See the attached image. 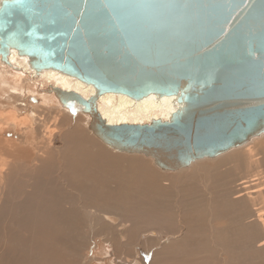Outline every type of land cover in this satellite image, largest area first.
Segmentation results:
<instances>
[{
	"label": "water",
	"instance_id": "95a60500",
	"mask_svg": "<svg viewBox=\"0 0 264 264\" xmlns=\"http://www.w3.org/2000/svg\"><path fill=\"white\" fill-rule=\"evenodd\" d=\"M15 50L36 74L93 89L48 86L88 117L110 149L177 172L264 134V0H0V61ZM172 98L167 120L109 123L103 94Z\"/></svg>",
	"mask_w": 264,
	"mask_h": 264
},
{
	"label": "rangeland",
	"instance_id": "374dc122",
	"mask_svg": "<svg viewBox=\"0 0 264 264\" xmlns=\"http://www.w3.org/2000/svg\"><path fill=\"white\" fill-rule=\"evenodd\" d=\"M2 105L0 101V128H5L4 117L7 115L6 112H10L12 109L3 108ZM18 111L21 112L19 109ZM50 111L47 110L46 112L41 110V113L43 112L42 116L44 112L48 113L46 114L47 116L44 115L41 118L42 121L30 120L29 122L25 120L27 115L24 118L22 116H15L14 119L10 120L14 126L8 127L9 130L2 133V141L0 142L1 156L11 157L12 159L10 161L13 163L32 162L34 155L28 147H25L24 150L26 151L22 149L8 151L14 149L15 139L17 138L15 130L21 128V131L25 130L27 134L29 133L28 137L30 140L36 141L37 138V141L42 146L45 145V149H43L45 156H47V162L44 170L36 169L37 166L33 165L24 167L23 169H18L12 165L9 167L8 189L11 193L16 189L22 191V203L20 204H25L29 199L32 200L31 206L33 205V208L30 206L27 209L25 207H19L20 205H13L9 196L4 197L2 200L3 207L0 209V252H2L0 255V264H60V259L64 264H114L113 261L117 257L130 258L134 262L131 264H264V246L257 248L259 243L264 242V228H261L256 223L245 224L238 221L236 210L231 213V216H236V221L234 219L228 221L220 219L212 224H208L204 220L199 219L201 215L205 214V200L199 201L198 205H200V209L196 210L195 206H192V201L185 200L182 202L183 198L181 196H179L180 200L178 202L182 203H179V206H176L174 201L176 196L169 197L173 206L168 213H162V215L166 216L165 219L159 220L147 210H143L141 216L136 217V224H134L133 230L124 235L123 241L127 242V248L121 246L122 240L117 234V245L115 247L110 243H106L109 236L107 228L101 225L98 227L95 226L96 217L100 216L99 209L102 208L99 200L102 202L106 201L104 197L97 198L93 196V193L99 190L105 197L113 192L120 194V190H112L113 185L109 177L110 164L104 161L109 160L110 156L108 155L109 159L108 157L103 159L97 157L95 154L93 155L89 151H85L83 154L84 168H78V159L74 157V152L79 153V148L81 149L83 142L98 153H103L104 151L94 138L88 134V131L83 128L82 117H79L77 114L71 117L60 115L63 117V119L61 118L62 120L60 119V124L62 125L60 129H56L60 124L48 120L49 118L47 119V117L51 116L52 112L54 113L56 111ZM15 112V115H18V112ZM75 124L78 125V128H76V132H73L71 129L76 127ZM81 129L82 131H80ZM73 134H77L75 139V135ZM47 141L49 144H47ZM66 142H68L67 146ZM251 143L249 142L247 145L251 146ZM252 145L255 153H259L256 157L255 164L259 165L262 171H264V134L258 142ZM72 146L75 148L73 149ZM99 148L101 149L99 150ZM247 149L246 147L236 150L234 153L231 152L232 154L229 153L237 158H230V160L225 162L228 164H222L223 167L219 170V172L225 171V174L231 177V181L235 185L239 184L243 177H249L247 176L248 173H246V167H249V164L244 161L246 159L244 153ZM65 152L66 158L68 159L67 163H63L61 160L62 153L64 154ZM133 157L136 159L127 160L128 163L124 161L126 159L119 161L121 158H113L115 164L122 166L117 172L123 169L126 170V175L119 174L118 176L120 178L131 177L137 186L134 197L119 196L115 197L114 200L122 199V202L131 201L139 195H148L151 192L147 185L140 183V180L141 178L146 179L148 176L156 179L154 169L157 168L154 167L153 161L150 158L142 155H133ZM204 160L209 161L210 159ZM135 162L139 164L136 165ZM231 162L235 164V167L230 166ZM94 163L98 164L100 170L105 171V174L99 180L93 179L92 168ZM132 164L134 167H132ZM239 165L241 166L239 167ZM90 168L92 170L91 174L88 171ZM134 169H143L144 174H138ZM206 172L209 173L211 171ZM211 173L212 175L209 174L211 177V189L221 192L219 178L213 172ZM79 175L82 179L81 182L85 180L87 186L81 185V182L80 184L77 183L78 181H71L73 176L78 177ZM197 175L198 173H196L193 182L192 180L188 181L189 178L183 176L186 184H194ZM47 196L54 197L57 204L49 207L48 210H39L40 212L37 214L32 213L31 210L34 209V205L36 204L34 202L37 200H43L45 202ZM7 198L12 204V211L4 202ZM248 202L251 207L261 206L255 199ZM116 203L114 204L115 208L123 209L122 213L124 217L130 218L131 210L128 209L130 207L127 204L117 206ZM144 204L147 206V201ZM180 208L182 212H179ZM86 213L93 219V224H90L88 220L84 219L83 215ZM45 215L47 220L44 217ZM61 216L68 217L72 224H51V222L58 221ZM155 220L160 222H155ZM230 222L239 224H231ZM241 227L244 228L246 236L241 233ZM56 228L62 231V235L55 236V238H50L49 240V237ZM148 228L157 229L161 234L156 240L141 243L139 233ZM64 237L69 238L71 242L73 257L67 253L68 245ZM55 240H63L65 243L66 251L63 254H58L49 248V242L54 243ZM138 246L139 249L137 248Z\"/></svg>",
	"mask_w": 264,
	"mask_h": 264
},
{
	"label": "bare ground",
	"instance_id": "6f19581e",
	"mask_svg": "<svg viewBox=\"0 0 264 264\" xmlns=\"http://www.w3.org/2000/svg\"><path fill=\"white\" fill-rule=\"evenodd\" d=\"M9 61L11 65H6L0 61V101H1V104H3L2 105L3 108L12 109L10 110V112H6L7 115H5L4 117L5 119L4 122L6 124V127L0 128V142L2 141V133H4L6 130H9L8 127L10 128V126H14L10 120L14 119L15 116L17 117L22 116V118H24L27 115V118L25 120L29 122L30 120L31 121H42L41 118L44 115L47 116L46 114H48L46 113L47 110L56 111L54 113L52 112L51 116L47 117V119L49 118L48 120H51L57 124H60V121L63 119V117H61L60 115H67L71 117L72 115L77 114L79 117L83 118L82 126L84 129L87 130L88 117L81 113L73 112L71 110L62 108L60 104L58 103L57 99L54 97V95L51 92L48 93L46 91V88L48 86H55L63 90H69V91L73 90V91L80 93L84 97L88 98L91 94H93V89L91 87L86 86L82 84L81 82H79L78 80H75L63 74H60L54 70H44V71H41L39 74H36L30 67H28V65L26 64L23 58L18 57L15 50L10 51ZM18 109L21 112H19ZM98 109L100 113L102 114V116L109 123H112V124L113 123L114 124H119V123L141 124V123L149 122L150 119L152 118H160L162 120H167L170 113L174 110V108L172 107V98L158 99L155 96H149L141 101H133L126 96H123L120 94L116 95V94H111V93L103 94L102 96L99 97ZM41 110L46 111L44 112L43 116H42L43 112L41 113ZM15 111L18 112V115H15L16 113ZM22 111L23 113L24 112L26 113L23 114ZM48 125L50 124L48 123ZM61 125L62 124L58 125L59 127L57 126L56 129L57 128L60 129ZM77 126L78 125H76L75 128L71 129L73 127L72 126L70 129L73 130V132H76V128H78ZM20 129L15 130L17 134V138L15 139L16 143L14 144V149H10L8 151L10 152L16 151L17 149H22L23 151H26L24 149L25 147H28L32 150L34 158L32 157L33 160L31 163H25V162L13 163L10 161L12 159L11 157L7 158L5 156L0 155V205H1L0 209L3 207L2 200L6 196H9L13 205H20L19 207H25L28 209L32 203V200L28 199L25 202V204L24 203L20 204L22 203V200H21L22 191L16 189L13 193H11V191L8 189V182H9L8 173H9L10 165L18 169H23L24 167H29L33 165V166H37L36 169H40V170H44L46 166L47 156H45V152H44L45 145L42 146L41 143L37 141L38 140L37 138H36V141L30 140L28 137L29 133L27 134V131L25 130L21 131ZM31 129L33 128L31 127ZM36 129H39V128H36ZM26 130L28 129L26 128ZM80 131H82V129ZM67 134H71V133H67ZM88 134L92 138H94V140L100 145V147L103 149L104 152L102 151L103 153H98L96 150L94 151L93 148L92 149L89 148L83 141H81L83 142V146L81 147V149L79 148V153L74 152L75 153L74 157L78 159V168L80 169L84 168L83 154L85 151H89L93 155L95 154L97 157H100L103 159H105L109 155L110 159L108 157L109 160H104V161L110 164L109 177H110L111 184L113 185L112 190L113 191L120 190V194L113 192L106 197L99 190L93 193V196L97 198L104 197L106 201V202H102L99 200V204H101L102 208L99 209L100 216L96 217L95 226L98 227L99 225H101L107 228V233L109 234V236H108L106 243L112 244L113 247L117 245L116 243V234H117L122 240L121 246L123 248H127V242L123 241L124 235L128 233L129 231L133 230L134 224H136L135 219L137 216H141V213L143 212V210H147L150 214H152L155 218L159 220L165 219L166 216L162 215V213H168L171 210V207L173 206V204L169 200V197H173V196L174 197L176 196V199L174 200L176 206H179V203H182L185 200H188V201H192V206H195L196 210L200 209V205H198L199 201L205 200V205H204L205 214L201 215L199 219L204 220L208 224H212L216 220H220V219H223L225 221L234 219L236 221V216H231V213H233L236 210L238 221H241L245 224H255L256 223L261 228H264V171H262V168L259 165L255 164V161L257 159L256 157L259 155V153H255L254 147L252 145L255 142H258V140H260L262 136L259 138L253 139L251 141L252 143L250 144L251 146L245 145L244 147L233 149L229 151L228 153H226V156L225 154H223L213 160H209V161L201 160V161L192 163L189 166V168H186V169H183L177 172H167V171H161L159 169H154V174L156 176V179L152 178L151 176H148L146 179L141 178L140 180L141 184L147 185L149 187V189L151 190L150 194L139 195L131 201L122 202L121 201L122 199L114 200V198L119 197V196L134 197L135 191L137 190V186H136L135 181L131 177L128 176V177L120 178L118 176L119 174L126 175V170L123 169L122 171L117 172L118 169L122 166L115 164L114 162L115 160H113V158L114 159L121 158V160L119 161H123L122 159H126L124 160L125 162L127 160H134L136 158H134L133 155L116 152L110 149L109 147L105 146L104 144H102L89 131H88ZM73 135H75L74 137L75 139L77 134H73ZM78 137H77V140H78ZM44 139L49 140L47 138H44ZM63 142L65 143L64 140ZM67 143L68 142H66V146H67ZM47 144H49L48 141H47ZM78 144L76 145L78 146ZM246 147L248 149L244 153L246 157L244 161L247 162V164H249L248 165L249 167H246L247 164L245 165L247 169L246 173H248L247 176L249 177H243L242 181H240L239 184L235 185L233 184L234 182L231 181V177L225 174V171L219 172V170L220 168L223 167L222 164H224L227 160H230V158L232 159L236 157V156H232L231 152L234 153V151L242 149V148H246ZM74 148L75 147H73V149ZM101 148H99V150ZM218 158L220 159L217 160ZM61 160L63 161V163L68 162V159L66 158V152L64 154L62 153ZM214 160H217V161H214ZM233 162L235 163V161ZM135 164L138 165L139 163L137 164L135 162ZM225 164H228V163H225ZM234 165L235 164H233L232 162L230 163V166H234ZM240 166L241 165H239V167ZM132 167H134L133 164H132ZM92 169H93V173H92L93 179L95 180H99L105 174V171L100 170V167L98 166L97 163L93 164ZM130 169H133V168H130ZM88 171L91 174L92 172L91 168ZM206 171L213 172L219 178L220 183H221V192H217L211 189L210 175H212V173L211 172L208 173ZM136 172L141 175L144 174L143 169L136 170ZM196 173H198V175H197V178L194 184L192 183L186 184L184 177L189 178L188 181L192 180L193 182L195 179ZM81 180L82 179L80 175L78 177L73 176L71 179V181H78L77 183L79 184ZM85 182L86 181L83 180L81 182V185L87 186V182L86 183ZM179 196L183 198L182 202H178V200H180ZM253 199H255V201L258 202V204H260L261 206L251 207L248 201H251ZM146 201H147V206H145L144 204V202ZM4 202L6 206H8L10 210L12 211V204L10 200L7 198ZM34 203H36L34 205V209L31 210V212L34 214H37L38 212L42 210H48L49 207H53L57 204V202L54 200V197L52 196H47L45 202L43 200H37ZM64 203L66 204V206L69 207V205L66 202ZM115 203L117 206L127 204L130 207L128 209L131 210V217L125 218L122 213L123 209L115 208L114 206ZM179 212H182L181 208L179 209ZM44 217L46 218V215ZM83 217L84 219L88 220L90 224H93V219L91 218L89 214L86 213L83 215ZM155 222H160V221L155 220ZM230 223L239 224L235 222H230ZM51 224H72V222L68 217L61 216V218H59L58 221H55L53 223L51 222ZM240 231L244 236H246V233L243 227L240 228ZM160 234H161L160 231H158L157 229L155 230L152 228H148V229L141 231L139 233V237L141 239V243L150 242L151 240H156ZM61 235H62V231L56 228L53 231L52 235L49 237V240L50 238H55V236L57 237ZM64 240H66V244L68 245L67 253L71 257H73L74 254L71 250V242L69 241V238L64 237ZM49 246H50L49 248H51L54 252L58 254H63L64 251H66V245L63 242V240H55L54 243L49 242ZM262 246H264V242L259 243L257 248L262 247ZM137 248L139 249V246ZM1 254L2 252H0V255ZM113 262L114 264L134 263L130 258H127V257H123V258L117 257L114 259ZM60 264H64L61 259H60Z\"/></svg>",
	"mask_w": 264,
	"mask_h": 264
}]
</instances>
